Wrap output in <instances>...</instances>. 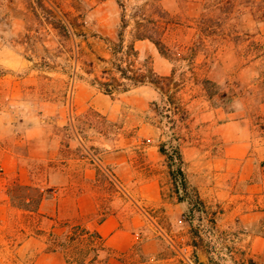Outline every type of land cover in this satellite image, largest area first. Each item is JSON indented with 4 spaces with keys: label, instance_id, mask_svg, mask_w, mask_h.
<instances>
[{
    "label": "rangeland",
    "instance_id": "374dc122",
    "mask_svg": "<svg viewBox=\"0 0 264 264\" xmlns=\"http://www.w3.org/2000/svg\"><path fill=\"white\" fill-rule=\"evenodd\" d=\"M130 44L154 83L106 94L95 79ZM173 133L181 192L202 206L173 191L159 151ZM263 143L264 0H0V264H264L251 248L264 217L240 218L232 158L252 163ZM152 181V229L114 255L90 225L132 210ZM54 193L49 219L38 209Z\"/></svg>",
    "mask_w": 264,
    "mask_h": 264
},
{
    "label": "crops",
    "instance_id": "0c3cea01",
    "mask_svg": "<svg viewBox=\"0 0 264 264\" xmlns=\"http://www.w3.org/2000/svg\"><path fill=\"white\" fill-rule=\"evenodd\" d=\"M59 125L64 126L67 124L66 120L56 119ZM28 133L29 138H37L36 129ZM250 139V137H248ZM254 139L252 136L251 140ZM253 151L256 155L254 161L251 163L248 160V156H245L248 151H242L243 154L238 155L241 157H235L232 155L233 161H238L240 167L238 171H233L235 174V184L238 187L242 186L244 194L242 197H246L245 201L238 202L239 205L236 207L240 209V218L247 224H256L259 217H264V143ZM57 152L52 151L50 153V159L54 158ZM240 158V160H238ZM258 160V163L255 162ZM97 161V162H95ZM94 161V171L100 173L103 170L104 163L99 160ZM125 166V164H124ZM109 173V171H108ZM118 181V180H117ZM120 192L126 194L128 191V185L125 182L118 181ZM144 186H146L144 188ZM142 186L140 192V200H134V208L128 206L123 210H113L109 214H106L104 218L96 222L90 227L94 232L104 241V245L109 248L112 253L121 255L120 253H126L130 251L138 239L142 240L146 237L149 228L152 229L154 223L153 208L161 206L163 201L160 187L155 182H146ZM237 187V188H238ZM236 188V189H237ZM141 190V185H140ZM57 194L54 193L52 197L44 198L40 203L39 211L42 210L46 217L51 219L60 213V203L57 202ZM145 243L144 245H146ZM251 248L255 257L261 258L264 261V234H257L253 236ZM118 261L117 257H112L108 264L111 262ZM112 263V264H113Z\"/></svg>",
    "mask_w": 264,
    "mask_h": 264
},
{
    "label": "trees",
    "instance_id": "16d2710c",
    "mask_svg": "<svg viewBox=\"0 0 264 264\" xmlns=\"http://www.w3.org/2000/svg\"><path fill=\"white\" fill-rule=\"evenodd\" d=\"M122 21L123 25H126L124 24V22H126L125 16L122 17ZM134 38L136 40L149 38L155 43L160 51L163 50V47H161L163 43H161L160 39L155 40L153 39L152 35H149L148 33H142V31H139L138 33L134 34ZM127 48L128 49L123 52V56L115 58V61L111 60L110 68L105 67V69L103 70V73L106 76L105 80L95 79L106 94H114L118 91H127L132 86L139 83H154V71L152 69L143 70L141 67L136 66L135 59H137L138 57V52L135 49L134 44L128 45ZM159 88L162 90L164 95L167 94L164 86ZM172 137L173 138L169 140L161 142L159 151L166 157L169 175L171 176L172 180L173 191L178 201H187L190 205L202 206L203 201L198 193L181 192L182 190H189L190 184L184 169V161L180 145L174 133ZM69 238L72 237L70 236ZM54 244H56L57 247L54 248V250L63 248L62 244L58 243L57 240H54Z\"/></svg>",
    "mask_w": 264,
    "mask_h": 264
},
{
    "label": "built area",
    "instance_id": "2783aa9c",
    "mask_svg": "<svg viewBox=\"0 0 264 264\" xmlns=\"http://www.w3.org/2000/svg\"><path fill=\"white\" fill-rule=\"evenodd\" d=\"M188 261H192L190 258L186 257ZM190 264H194L193 262H191Z\"/></svg>",
    "mask_w": 264,
    "mask_h": 264
}]
</instances>
